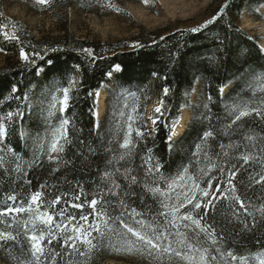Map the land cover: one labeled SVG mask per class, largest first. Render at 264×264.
<instances>
[{
	"label": "trees",
	"instance_id": "trees-1",
	"mask_svg": "<svg viewBox=\"0 0 264 264\" xmlns=\"http://www.w3.org/2000/svg\"><path fill=\"white\" fill-rule=\"evenodd\" d=\"M103 4L104 0H47L46 10L52 12L56 34L40 37L0 11V53L4 57L0 67V117L9 111L14 113L11 123L5 121L7 148L30 159L34 148L26 142L24 134L38 132L42 125L35 109L53 103L51 125L59 127L60 121L67 118L72 122L70 127L77 130V136L93 144L99 140L122 142L131 118L130 138L139 145L140 155L152 148L154 156L168 164L164 174L175 176L182 166L188 165L202 133L209 130L208 115L215 124L216 118L226 121V109L230 110L233 105L264 108V52L258 38L250 36L238 24L243 14L254 15L258 7L264 6V0H211L209 8L215 6L201 24L160 34L140 29L133 37L112 42L76 37L68 22L56 12V9L75 6L90 13ZM209 20L213 22L207 23ZM21 51L35 64L19 59ZM37 67L43 72L37 74ZM107 83L112 84L105 100L107 113L96 121L95 94ZM12 85L18 86L17 93H12ZM195 87L203 96L202 110L193 113L183 134L169 142L172 125L181 111L192 109L189 98ZM64 88L69 90V101L66 110L61 111ZM152 104L161 111L149 109ZM97 124L98 135L94 128ZM138 130L144 132V139L135 135ZM45 176L40 170H31L29 185L25 180H18L14 173L9 176L0 171V209L12 203L7 197L14 192L26 205L31 192ZM85 191H91L87 183ZM71 211L80 214L75 209ZM27 219V213L14 218L0 217V232L15 236L23 231V221ZM40 227L38 224L37 232ZM113 228L116 226L111 223L107 227L101 223L104 234L94 239L92 245L77 241V247L85 255L73 253L65 261L106 264L108 260H118L116 253L127 251V245L135 238L123 229L111 231ZM135 247L143 248V253L150 255L143 245ZM258 248L251 235L237 239L234 244V250L241 254ZM10 261L32 264L26 237L0 240V262Z\"/></svg>",
	"mask_w": 264,
	"mask_h": 264
},
{
	"label": "snow or ice",
	"instance_id": "snow-or-ice-1",
	"mask_svg": "<svg viewBox=\"0 0 264 264\" xmlns=\"http://www.w3.org/2000/svg\"><path fill=\"white\" fill-rule=\"evenodd\" d=\"M21 57L35 64L24 51ZM36 71L40 74L43 69ZM11 91L17 93L18 86L12 85ZM68 91L63 89L61 111L66 110ZM13 115L9 111L0 117V171L14 173L29 185L31 170L46 176L26 205L15 192L7 197L12 203L0 209V217L27 213L28 219L23 231L15 236L0 232V240L26 237L32 264H60L73 253L84 256L77 241L92 245L104 234L101 223L105 227L111 223L135 238L126 247L129 252L140 251L135 245L141 244L150 255L167 254L187 264H264V108L260 105H233L226 109V121L216 118L215 124L208 115L209 130L202 133L188 165L175 176L164 174L168 164L156 158L152 148L140 155L139 145L130 138L131 118L122 142L96 144L79 138L72 122L62 119L50 143L35 138L29 159L4 144L5 121L11 123ZM94 128L98 135L99 125ZM135 135L145 138L142 130ZM85 183L91 191H85ZM249 235L255 237L257 251L236 252L235 241Z\"/></svg>",
	"mask_w": 264,
	"mask_h": 264
},
{
	"label": "rangeland",
	"instance_id": "rangeland-1",
	"mask_svg": "<svg viewBox=\"0 0 264 264\" xmlns=\"http://www.w3.org/2000/svg\"><path fill=\"white\" fill-rule=\"evenodd\" d=\"M210 1L104 0V4L94 12L86 13L75 6L67 7L65 10L56 9V12L68 22L70 31L76 37L112 42L133 37L140 29L160 34L176 28L201 24L211 15L215 6L209 8ZM46 6L47 2L41 4L38 0H0L2 14L23 24L35 37L56 34L52 12L46 10ZM253 14H243L238 24L250 36L258 38L260 46L264 43V6L258 7ZM261 45L264 47V44ZM18 58L23 60L21 54ZM3 63L4 57L0 53V67ZM111 86V83L104 84L95 94L94 118L96 121L107 113L105 100ZM224 91L225 89H222V92ZM189 99L192 109H183L173 123L171 133L173 140L183 134L193 113H200L202 110L203 96L198 87L194 88ZM150 107L149 109L157 108L154 104ZM53 108V103H48L35 109L36 116L42 125L38 132L24 134V139L32 148L36 147L34 141L37 136L46 143H50L55 138L59 127L51 125ZM140 249L135 251L138 253L119 251L116 253L119 259L108 260L106 264H187L179 258H169L167 254L153 253L146 256L147 253H143L144 249ZM0 264L5 263L0 262ZM6 264L17 263L10 261Z\"/></svg>",
	"mask_w": 264,
	"mask_h": 264
},
{
	"label": "bare ground",
	"instance_id": "bare-ground-1",
	"mask_svg": "<svg viewBox=\"0 0 264 264\" xmlns=\"http://www.w3.org/2000/svg\"><path fill=\"white\" fill-rule=\"evenodd\" d=\"M261 44H264V43H261ZM261 44H260V48H261L262 50H264V47H263Z\"/></svg>",
	"mask_w": 264,
	"mask_h": 264
}]
</instances>
